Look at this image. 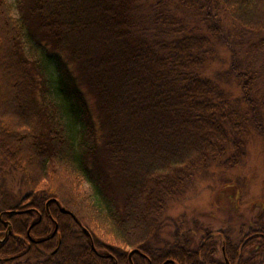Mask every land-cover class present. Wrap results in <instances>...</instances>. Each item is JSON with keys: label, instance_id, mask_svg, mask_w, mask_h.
Returning <instances> with one entry per match:
<instances>
[{"label": "trees", "instance_id": "trees-1", "mask_svg": "<svg viewBox=\"0 0 264 264\" xmlns=\"http://www.w3.org/2000/svg\"><path fill=\"white\" fill-rule=\"evenodd\" d=\"M31 5L30 9L19 5L18 18H15L6 0H0V69L7 78L13 79L6 92L8 97H13L12 110L0 118V151L15 169L28 175L29 184L36 182L29 178L42 158L45 170H39L41 176L46 174L44 177L56 182V177L67 169L94 190L91 195L87 194L89 206L79 207V201L73 199L75 196L71 198L79 216L67 206L66 187L65 191L59 188L55 192L48 189L51 183L42 185L44 189L39 196L27 198L33 204L32 209L45 217L34 234H41L47 221L46 202L58 199L90 232L97 249L103 254L115 255L119 264L127 261V248L145 253L153 264H162L167 259L180 264L219 262L214 260L218 245L211 236L202 238L193 250V239L186 235L188 232L179 235L176 231L171 240L165 241L161 237L164 227L161 220L168 199L196 171L225 159L230 147L234 154L223 166L236 167L243 158L242 124L234 121L226 91L203 73L212 51L208 33L220 40L223 38L220 17L212 12L220 6L241 29L263 34L264 0H146L145 5L139 0H32ZM189 13L201 18V28L207 33L199 32L196 26L188 27ZM28 37L44 50L49 47L56 52L70 53L79 63L80 72H89L88 79L107 132L101 148L96 143L78 147L74 135L65 126L64 131L68 133L65 137L54 135L50 130L46 138L34 128L28 116L23 117L26 109L22 100L28 86H24L22 73H18L29 63L24 51ZM262 55L261 72L257 75L253 67L241 72L237 52L232 51L231 72L240 82L243 102L251 105L253 112L257 111L258 103L251 92L253 84L255 80L264 81V52ZM62 66L59 60L57 91L74 103L76 120L84 121L85 134L86 128L91 127V115L81 100L75 79L65 75ZM39 67L40 73L45 74L46 66ZM42 79L47 80L43 76ZM47 89L51 94L48 84ZM34 91L33 88V97ZM262 97L264 101V92ZM36 115L39 114L36 112ZM255 120L258 122L257 117ZM54 123V119L49 120V127ZM230 126L234 128V141ZM257 128L264 135L261 123H257ZM50 165L54 167L51 178L47 177ZM109 166L118 177L117 195L122 204L113 196L115 189L109 179ZM3 203L1 208L14 210ZM50 210L58 217L60 226L66 227L61 230V249L52 254L56 245L50 241L39 247L43 252L32 248L21 259L0 264H113L95 255L87 236L75 226L74 218L63 215L53 203ZM83 214L94 219L91 221L95 222L96 231L104 232L124 246H115L109 239L98 240ZM31 218V214L10 217L14 231L22 238L26 239ZM227 244L235 249L239 246L230 238ZM257 246L258 250L250 252L247 259L243 253L241 258L237 257L238 252L230 255L231 263L264 264V241ZM12 248L7 257L25 250L17 242ZM137 259L138 264H146L142 257Z\"/></svg>", "mask_w": 264, "mask_h": 264}, {"label": "rangeland", "instance_id": "rangeland-1", "mask_svg": "<svg viewBox=\"0 0 264 264\" xmlns=\"http://www.w3.org/2000/svg\"><path fill=\"white\" fill-rule=\"evenodd\" d=\"M139 1L141 4L144 3L145 5L146 0ZM6 2L8 7L10 6V10H12L11 13L15 18H18L17 10L19 5H22V8L26 9L28 7V9H30L32 6V0H20L19 3H17L16 0H6ZM221 9L220 6H217V9L215 7V10L212 12L214 15L220 17L219 20L221 22L223 38L220 40L212 33H208L211 39L209 42L212 51H210L211 53L203 73L205 77L218 82L226 91L231 104V112L233 113L234 121L238 124H242L240 139L244 142L242 146L243 158L236 167L226 168L222 163L234 154V150L231 147L228 148L225 159L213 163L211 166H208V168L196 171L194 175L184 183L180 190L175 195H172L171 199H168L166 203L167 206L164 209V217L163 220H161L164 224L161 237L165 241L171 240L173 233L176 231L179 232V235L188 232L186 235H188L190 239H193V243L197 245L202 241L201 239L203 236V239H205L208 233L211 232L213 234V242L220 247L222 245L221 241L223 240L220 234L223 231H227V235H229V238L233 240L234 243V241L238 242L240 239L239 237H241L243 232H246L248 227L264 230V135L257 128V123H261L264 127V101L262 97L264 92V81H261V79L255 80L251 91L254 93L255 99L258 102L256 106L257 111H255L257 113H255L251 105L243 102L240 82L235 79V76L231 72L232 51L237 52L238 67L241 72L249 70L252 67V71H255L257 75L258 72H261V59H263L262 54L264 52V33L254 34L241 29L239 26L235 25V23L230 20L231 18L228 14ZM200 19L199 17L193 16V13H189L188 27L192 28L196 26L199 32L207 33L201 28ZM24 47L25 55L28 57L29 63H25L23 65V70L19 71L18 74L22 73V83L24 86H28L27 91L29 90L30 92L29 95L27 91L24 92L22 103L26 110L22 114L23 117L28 116L34 128L41 131L44 137L48 136L50 130L54 135L61 134L63 137H65V133L66 135L69 133L72 136L74 135L78 147L85 143L88 145L96 143L98 148H101L106 141L107 132L103 127L101 120L102 113L97 105L92 84H90L88 79L90 78L89 72L87 70H85V72H80L79 63L70 57V53L56 52L49 47H46L44 50L42 46L37 47L34 42L30 40V37L26 38ZM230 48L233 50L229 51ZM57 60L63 62L62 70H65V75L69 74L75 79L76 88L82 95L81 100L86 105L88 108L87 111L89 110L91 115V119H89L91 120V127L88 126V128H86L85 134H83L84 121L81 122L79 119L76 120L77 108L74 106V103L65 100L63 95L57 91L59 86V72L56 70L58 64ZM40 64L46 66L45 74L43 71L42 74L40 73ZM0 71V118H4L3 114L11 111V107L13 106V97H8V93H6L8 89L7 86L13 79L7 78L2 67ZM42 76L44 79L46 78L48 82H46L47 80L43 81ZM47 84L51 87V94L46 91L48 90ZM33 88L35 90V97H33L32 93ZM70 105L73 106L74 109L71 108ZM28 108L30 110H27ZM36 112L39 115H36ZM51 115H53V117H51ZM255 115L258 122L255 120ZM53 119L55 123L50 128L48 125L49 120L53 121ZM64 126L68 133L64 131ZM233 129L234 128L231 127L230 137L234 141L236 136L233 134ZM227 132L229 133L228 127ZM38 162L40 164L37 163L39 164L37 170L30 174L31 176L29 178L35 179L36 182L33 183L34 185H32V183L29 185L30 182H27L28 175L17 168L15 169L0 151V201L5 200L7 197L16 198L17 200L22 199L30 193L31 189L41 191L44 189L41 187L42 185L51 183L50 188H48L51 189V191L56 192L59 188L60 191L62 189L65 191L66 187V203L68 207L71 209L73 208L74 214L76 213L79 215V212L78 207L75 208L72 204L74 202H71L72 197L75 196L73 199L79 201V207L81 204H83V206H89L86 201L87 194L91 195L94 192L90 184L65 168L66 171L62 173L63 175H58L55 182L52 179L44 177L46 174H42L43 176L38 174L39 170L40 172L45 170L44 164H42V158ZM110 168L109 166L107 169L110 172L109 179L114 184L115 191L112 192L115 198L118 197L117 194L119 193V187L116 188V185H118V177L112 174ZM49 169L47 171V177L51 178L54 167L50 165ZM59 181L61 182L60 185H58ZM81 200L85 202H81ZM116 201L122 204L120 196ZM84 216L83 214V217ZM84 218L90 223L93 229L94 226L96 228L95 222L91 221L94 220L93 218L91 220L86 216ZM85 224L86 223H84V225ZM94 231L98 240L105 242V240L109 239L115 246H124L118 244L113 237L108 236L104 232H98L96 229H94ZM258 243L260 242L254 240L252 243L248 244L247 247H251L252 244L256 246ZM247 247H243L244 251L249 250ZM126 251V254L133 253L131 248H127ZM262 253H264V251ZM141 256L142 259H145L143 258L144 256L147 257L145 253L140 255V257ZM219 256L221 257V253ZM137 257L139 258V256ZM113 261L117 263L115 257ZM229 261L231 262V259ZM81 264L90 263L81 262Z\"/></svg>", "mask_w": 264, "mask_h": 264}, {"label": "flooded vegetation", "instance_id": "flooded-vegetation-1", "mask_svg": "<svg viewBox=\"0 0 264 264\" xmlns=\"http://www.w3.org/2000/svg\"><path fill=\"white\" fill-rule=\"evenodd\" d=\"M30 185V184H29ZM40 194V190H30V193H28L26 196H24L22 199L17 200L16 198H12V197H7L5 200L0 201V224L3 226L0 228V262L3 261H8L10 259H17V258H21V256H23L26 251L29 252L32 248H34L35 250H40L41 249L39 247L44 246V244H46L47 242H55V249L53 250L52 254L57 253L60 249L61 246L63 244V238L61 235H63L61 233L62 229H65L66 227H61L59 220L57 219L58 217L54 216L55 213L51 212L50 210V206L52 205V203L58 208V210L63 214V215H69L72 218H74V216H72L70 214L69 211H67L63 205H61L62 203L60 202V200L58 199H50L49 201L46 202V215H47V221L45 224H43V230L42 233H36V235L34 234L35 228L39 225H41L43 223V220H45V217L43 214H41L40 212H38L37 210H35L34 208L32 209V202L29 201L27 198L28 196H39ZM3 202H7V203H3ZM9 204V208H14V210H9L7 208L3 209L1 208V204ZM31 214V222L28 226L27 229V233H26V239L22 238L21 236H19L15 231H14V226L12 224V222L10 221V217L12 216H22V215H30ZM75 221V226H77L78 228H80L84 235L87 236L88 238V242L91 246V250L95 253L96 256H98L99 258L102 259H108L111 260L113 262V264H119V262L115 261L114 263V257L115 255L107 253V254H103L102 252H100L97 247H96V243L93 240L92 235H90V232L84 228L81 223L76 220L74 218ZM52 224V226H50ZM249 228V230H248ZM246 232H243V234H241V237H239L240 239L238 240V242L234 241V243H237L239 246L237 247L238 249H235L232 245L229 246L227 244V240L229 238V235H227V231H223L220 236L221 239H223L222 245L220 247H218L216 255L214 260H217L219 262L217 263H208V264H232L229 260H230V255L237 253V257L241 258L242 253L244 251L243 247H247L248 244L252 243L254 240H257L259 242H263L264 241V231L261 229H256L254 227H248ZM206 236V235H205ZM213 237V234L211 232L208 233V235L206 236L208 237ZM204 237V236H203ZM202 237V238H203ZM205 237V238H206ZM257 238V239H256ZM11 240V241H10ZM13 242V244H11ZM16 242L18 243L19 246H22L25 248V250L19 254H16L12 257H7L6 255L8 254L9 251L14 250L12 247L16 246ZM54 244V243H53ZM194 244V246H193ZM191 245V248L194 250L196 249L199 244L195 245V243H193ZM247 249L249 250H245L243 255L245 257V259H247V255L250 254V252L253 251H257L258 250V246L256 244V246H254L252 244L251 247H247ZM43 252V251H41ZM219 252V253H218ZM221 253V257L219 256V254ZM143 252H141L140 250H133V253L131 254H125L127 256V261L123 260V264H138V257H140V255H142ZM192 256L194 255V253L191 254ZM142 257V256H141ZM262 257H264V253L262 254ZM145 258L146 264H153L151 263V259H149L148 257H143ZM144 260V259H143ZM224 262H223V261ZM145 264V263H144ZM162 264H180L177 261H175L174 259H167V261L165 260ZM250 264V263H247Z\"/></svg>", "mask_w": 264, "mask_h": 264}]
</instances>
